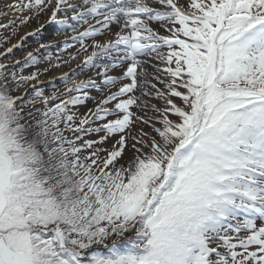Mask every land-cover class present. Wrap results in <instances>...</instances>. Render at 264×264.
Here are the masks:
<instances>
[{"label": "snow or ice", "instance_id": "obj_1", "mask_svg": "<svg viewBox=\"0 0 264 264\" xmlns=\"http://www.w3.org/2000/svg\"><path fill=\"white\" fill-rule=\"evenodd\" d=\"M6 7L70 11L102 83L47 94L0 64V264H264V0Z\"/></svg>", "mask_w": 264, "mask_h": 264}, {"label": "rangeland", "instance_id": "obj_2", "mask_svg": "<svg viewBox=\"0 0 264 264\" xmlns=\"http://www.w3.org/2000/svg\"><path fill=\"white\" fill-rule=\"evenodd\" d=\"M74 1L77 0H69ZM14 0H0V25H8V27H0V64H5L9 71H15L17 69L22 70L26 75L33 71L40 72V81L35 83L37 87L42 88L45 93L51 94L54 90L59 89L60 92L64 91L65 84L61 77L50 79V74L57 68H67L73 70V66L77 62L79 56L83 55L85 52L80 50V44L78 41L74 40L73 37L77 32L83 31L87 25H77L76 31L74 32L71 28L60 25L57 21L63 19L65 16L69 18V23L75 25V21L71 20L72 13L69 11L67 13L60 12L57 14V20L51 19V9H46L44 12L38 15H32L31 18L24 24L19 22L20 13L15 11H10L6 7L7 4L13 3ZM24 15H29V13H24ZM10 21L14 23L9 24ZM93 23L92 20L89 21ZM94 24V23H93ZM39 26V27H38ZM82 27V28H80ZM28 28H35L30 33H25ZM86 44H91V38L85 40ZM44 45L45 47H41ZM66 45H68L66 47ZM11 49V52L7 50ZM92 49L89 48L87 53H91ZM33 53L37 57L38 63L31 64L28 62V66L25 67L27 61L28 53ZM50 56V59H49ZM75 56V59L71 57ZM19 62V63H17ZM58 65V66H57ZM83 62L81 65H77V70L71 71L68 74L69 82L75 76H80L85 73V78L91 77L97 81L98 84L102 83V78L95 75V70L91 73V69L83 68ZM149 72L153 71L151 65L146 66ZM48 71H44V69ZM118 70V73H117ZM120 69H115L114 75H119ZM113 74V73H111ZM162 87V86H161ZM91 90H96L95 88H90ZM20 95V92L14 93ZM92 97L99 98L101 93L97 92L91 95ZM96 100L90 99L82 105L83 110H79L81 114L85 113L88 108H92ZM151 103L156 104L158 107L163 106V101L157 99H151ZM138 116H144L145 112L147 116H153L154 113L151 109H146L145 111H140L138 109H133ZM156 126H159L157 124ZM148 132L151 135H155L150 124H144L142 122H137L132 128V134L136 135L140 130ZM95 139V136L88 137ZM111 142L104 145V147H110Z\"/></svg>", "mask_w": 264, "mask_h": 264}, {"label": "bare ground", "instance_id": "obj_3", "mask_svg": "<svg viewBox=\"0 0 264 264\" xmlns=\"http://www.w3.org/2000/svg\"><path fill=\"white\" fill-rule=\"evenodd\" d=\"M77 2H78V0H77L75 3H77ZM69 3H74V1H69ZM38 27H39V26H38ZM34 29H35V28H28V29L25 30V33H26V32H27V33H30V32H32ZM107 36H108V34L105 33L104 36H97L96 39L104 40L105 38H107ZM87 54H89V53H84L83 55H81V56L78 57L76 64H75V65H72L73 68H74L73 70H77V68H78L77 65H79V64H81V63L83 62V60H84V56L87 55ZM73 70H70V69H67V68H57V69H55V70L50 74L49 78H50V79L58 78V77H61V76H63L65 73H68V72H69V74H70L71 71H73ZM90 71H91V73H92V72H93V69H91ZM84 78H85V73H84V74L82 73L80 76H75V77H73V78L70 80V82L73 81V80H77V81H78V80H81V79H84ZM40 80H41L40 77H38V80L35 81V82H38V81H40ZM88 91H89L90 95H92V94L95 93V91H94V90H91V89H88ZM82 107H83V106L81 105L80 108H79V110H83Z\"/></svg>", "mask_w": 264, "mask_h": 264}, {"label": "trees", "instance_id": "obj_4", "mask_svg": "<svg viewBox=\"0 0 264 264\" xmlns=\"http://www.w3.org/2000/svg\"><path fill=\"white\" fill-rule=\"evenodd\" d=\"M8 71H9V70H8ZM15 72H17V73H21V70H20V69H17V70H15ZM22 74L26 75L24 72H22Z\"/></svg>", "mask_w": 264, "mask_h": 264}]
</instances>
